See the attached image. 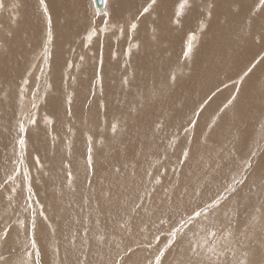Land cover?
Wrapping results in <instances>:
<instances>
[{
  "label": "bare ground",
  "instance_id": "1",
  "mask_svg": "<svg viewBox=\"0 0 264 264\" xmlns=\"http://www.w3.org/2000/svg\"><path fill=\"white\" fill-rule=\"evenodd\" d=\"M44 1L46 13L50 15L48 17L47 14H44L46 25L38 10L36 0H21L18 5L22 6L21 10L19 9L20 12L18 11L20 16L13 21L8 19L9 16L5 17V20L3 19L5 21L3 22V31L0 28V127L7 126V123H14L17 114L16 106H14V102H16L14 94L19 90L16 87L22 84L21 81L18 86L16 83L25 73L23 80L32 84L31 80L28 81L31 77L29 68L33 69L37 63L41 35L44 33L46 38V34H48L46 40L48 43L45 44L42 55L44 58L47 56L46 61L50 57L52 58L51 64L49 65L47 62L48 67H46L49 72L53 73V79H48L50 84L46 86L47 88L51 87L49 91L52 94L47 97L46 105H41L43 107L41 112L45 115L47 124L55 121L54 128H58L59 132L60 130L64 132L66 126L70 127L68 134L69 139L72 138V140L66 142V147L70 148L71 146V149L70 152L61 153L60 147L55 145L50 147L47 143L46 133L40 143V132L35 135L31 130L30 132L33 134H27L25 141L26 144L29 143L30 147L37 146L33 152L30 151L37 156L34 158L33 154L34 160L40 158L41 151L43 160H46V163H51L54 167L52 172L55 177L50 179L70 173L72 180H66V185H74L78 178L87 182L89 177L80 175L84 167L87 168V172L93 175L92 181L90 180L91 187L98 188L92 204L85 211L81 210L76 213L74 223L70 213L60 207L57 209L59 222L57 234L63 239L73 240L71 244L74 245L73 250H76L73 251L75 254L71 256L68 264H81V258H84L82 264H113L121 255L127 256L119 261V264L124 261L125 264H130L132 261L140 263L146 258L144 257L145 251L137 249L138 246H144L143 248L150 244L152 246L151 240L160 235L161 229H177V225L181 221L194 216L199 208L203 207L205 210V206L213 204V199H216L217 196L220 197L225 186L230 190L234 184L242 181L239 180L243 172L242 165L240 166L242 160L245 161L243 165L247 166L251 154L259 150L263 143L264 62L260 64L258 71H252L251 77L244 81L236 107H233L234 115L225 117V121H220L221 123H217L209 130L210 132L208 131L209 143L207 145L197 144L194 147L190 159L183 169V180L177 181L169 176L166 184L162 188H157L154 193L150 190L149 185L138 197H135L131 192L133 185L143 186L141 176L143 171L152 172L157 168L160 161L153 157L154 152L160 148L162 141L166 140L172 132L178 130L183 123L181 120L192 109L194 102L198 104L196 116L199 114L203 108L199 97L203 96L205 90L211 88L213 91H218V88L226 86V81H231L232 76L237 77L241 72H243L241 75H244L248 70L249 66L245 68V65L249 61L252 63L255 54L264 45V0H260L258 5H254L255 7H253V2L256 0H195L194 6H191L190 0H161L155 7L153 6L155 3L150 0L153 4L148 3L154 8L146 6L148 0H106L103 11L96 10L94 0H92L96 15L99 18L105 16L106 19H104L107 22H115L114 20H119L123 16H135V19H132L134 26L131 31L138 27L135 32L137 35L129 33L132 38L135 35L141 45L138 49L137 41L129 40L131 39L129 36L118 41L113 38L116 36L112 35L114 43L111 37L104 38L103 44L97 47L95 43L92 45L94 50L92 47H90L92 51L89 49L90 54L92 52L97 55V57L92 55V59H96L97 63L83 68L68 83L67 80L65 81L67 68L62 65V61L66 59L65 55L68 52L73 55L72 52L78 44L74 39L79 40L80 37V41H82L81 37L84 36L87 46L92 43L91 40L98 32L95 27H92L90 32L82 35V31L90 24L87 0ZM188 8L189 13L187 12L184 19H176L183 16ZM152 9L155 10V16L150 14ZM205 9L207 14L204 12ZM137 19L140 21L138 22ZM196 22H198L197 31L200 36L197 34L189 36L192 33L189 30L185 35L187 47L190 49L189 55L195 53L193 60L191 63L179 64V60L176 58L180 56L178 55L179 42L184 31L179 34L173 30V26L183 24V29L192 28ZM0 24H2L1 21ZM131 26L129 25V27ZM100 31L102 30L100 29ZM106 31L109 30L106 29ZM118 34V36L122 35V28L118 30ZM55 35L58 36V41L55 42L58 46L53 43L49 46V40L51 39L50 42H53L52 40L55 38H52ZM255 36H259L260 40L254 42ZM130 41L131 43H129ZM53 45L57 48L56 53L53 49L54 55L51 51L46 55L45 49L49 47L52 50ZM65 46L69 48L67 53H64ZM129 46L130 48H128ZM132 47L137 48L138 50L134 49V51L139 52L138 55L135 52L134 58ZM95 50L98 51L97 54ZM120 53L124 55L123 60H128L129 64H126L125 61L121 62L120 58L117 59ZM81 54L84 56L83 53ZM190 56L189 58L193 55ZM53 62H55V66ZM166 63L171 67H165ZM176 65L177 72L182 71L181 74L184 76L187 75L186 71H191L188 74V82L183 86L191 95L183 109L181 96H177L172 91L169 97L165 96L171 89L167 80V71H174ZM81 67L83 66L81 65ZM182 67L187 70H183ZM128 76L129 79L126 80ZM28 84L21 86L26 89ZM44 84L47 82L45 81ZM215 86L219 87L214 89ZM23 92H19L21 93L20 98L22 96V100L19 99V102L23 101ZM227 92L228 90H226ZM28 93L30 94V92ZM158 95H161L162 99ZM164 98L166 99L164 100ZM210 106L211 103L207 107ZM36 107L35 109L38 108ZM23 115L26 117L25 114ZM32 115L34 116L33 112ZM199 120L200 123L205 124V119ZM31 121L33 122V119ZM126 122L129 127H127V131H124V127L121 128V126L122 124L126 126ZM37 126L38 128H34L40 131V124L38 123ZM84 128L87 135L91 133L89 135V138L92 137V141L89 139L90 144L85 141L86 139L84 140ZM214 128L216 129L212 130ZM55 137L53 135V140L50 141L55 143ZM3 145H5V138L1 134L0 147L2 148ZM89 146L92 155L88 162L86 149ZM249 150L252 151L249 153ZM0 151L2 153L4 148ZM49 151L59 157L49 158V155H53L49 154ZM62 155L66 157V167L69 166L66 172L59 169L63 165ZM259 155V161L247 178L248 183L246 182L239 194V204H235L229 214H226L222 209L221 212H216L215 216L207 215L212 231L216 229V225L217 229L214 232L229 234L228 236L235 232L243 234V238L240 236L243 239L240 243L228 244L230 247L227 251H230L229 254L233 257L228 262L229 264H262L264 262V258L260 257V252L258 253L260 246L264 243V237L260 234L252 239L253 243L250 242L252 253H248L247 249L238 251L240 246L247 244L246 240H251L250 236L253 238L255 233L258 234L257 230L264 232V216L255 211V208L264 205V148ZM38 162L40 164V159ZM7 163L6 159L2 160L0 174ZM240 168L242 170L238 172ZM60 170L63 174L60 173ZM250 193L254 201L250 200ZM150 194L154 195V199L151 201ZM221 195L223 196V194ZM219 199L221 200V197ZM202 217L201 219H206V217ZM55 218L56 216H54ZM214 219H216L215 225L213 224ZM203 223L200 220L194 228L187 230L185 235L183 233L176 250L174 249L165 261H161L163 260L162 252L151 259L155 261L159 257V264H200V262L202 264V259H199L195 248L199 241L193 246L191 244L197 241L196 234L205 235L210 231L207 226L208 222L205 223L206 225ZM181 230L180 232H182ZM11 231L13 232V230ZM46 231L48 230L46 229ZM139 234L143 235L139 236ZM176 235L179 236V234ZM41 236L44 240L46 239V234ZM144 236L145 240H143ZM10 237L7 239L8 246L14 245L15 249H18L19 240L21 241L20 235L14 232ZM169 237L165 242L172 241L170 235ZM47 243L45 240L43 246L46 247ZM167 245L165 244L164 247ZM58 247L62 254L66 252L65 246L58 245ZM235 249H237L236 252ZM77 255L78 258L75 259ZM223 257L225 258V256ZM13 260L16 261L15 258Z\"/></svg>",
  "mask_w": 264,
  "mask_h": 264
},
{
  "label": "rangeland",
  "instance_id": "2",
  "mask_svg": "<svg viewBox=\"0 0 264 264\" xmlns=\"http://www.w3.org/2000/svg\"><path fill=\"white\" fill-rule=\"evenodd\" d=\"M155 1H156L155 5H153L154 7L157 6L161 0H159V1L155 0ZM0 2L2 3V4L0 3V5H1L0 21L2 23V24H0V28H2L1 30L3 31V28H4L3 22H5L4 21L5 17L9 16L10 18L8 17V19L10 21L17 19L20 16L19 9L21 10L22 6H20V7L18 6L19 2H21V0H17V1L16 0H0ZM148 2H150V0H148L146 2V6L147 7L152 6L151 4H153V3L150 2L151 3L150 4ZM190 2H191V6H194L195 0H190ZM258 3H260V0L254 1L253 7L258 5ZM36 4H37L38 10L42 16L43 22L46 25L45 20H44L45 19L44 14L48 15V13H46L47 10L45 7L46 6L45 1L44 0H36ZM87 7L89 10L88 15L90 18V24L86 26L84 31H82V35L83 34L86 35L88 33V31L90 32V29L92 27H95V30H97L98 33L95 35V38L91 40L92 43L90 45H87L88 47L86 46L87 40L84 39V36L81 37V38H83V40H82L83 42L80 41V37H79V40L74 39L75 43H78L77 46L75 47V50H74L75 53L72 52L73 53V55H72L71 52L70 53L68 52V54L65 55L66 59H64L62 61V65L65 68H67L66 69L67 77L65 78V81L67 80L66 81L67 83L71 79H73L75 76H77L78 73L83 68H87V67H89V65L93 66L94 63H97L95 61L96 59H94V60L92 59V55L94 57H97V55H94L92 52L90 54V50L92 51V49H93L92 45H94L95 43H96V46L98 47L100 44H103L102 42H104V38H106V37L112 38V35L113 36L115 35L116 37H113V38L117 39L118 41L122 40L125 37L127 38L128 36H129V38H131V39L128 38L129 40H133V41L135 40V42L137 41V39L135 38L136 37L135 35H137V34H135V32L138 29V27L137 28L135 27L134 28L135 30L133 29V31H131V28H133V26H134L132 24V19L133 18L135 19V16L134 17H132V15L129 17L123 16L119 20H114L116 23L112 22V21H111V23H110V21H108L109 22L108 23L107 21H105V19H106L105 16H101L99 18L96 15V13L94 12L92 0H87ZM190 10H191V7H190ZM152 11L150 12V14H152V15L154 14V16H155V10L152 9ZM187 12L189 13V8L186 10V12L184 13L183 16H179L176 19H178V20L184 19L188 14ZM204 12H206L205 14H207L206 9ZM15 16H16V18H14ZM48 17H50V15H48ZM137 21L139 22L140 19H137ZM11 23L14 24L13 22H11ZM114 23H115V26H114ZM93 24H95V25L93 26ZM197 24H198V22H196L192 28H186V29H183V24L173 26L174 27L173 30L177 31L179 34L181 33V31H184L183 32L184 34L181 37V41L179 42L180 51H179L178 55H180V56H177V58H176L179 60V64L180 63L184 64L185 62L191 63L193 60L192 58L194 57L195 53L192 54L193 56L191 55L192 57L189 55L190 49H188L189 47H187L188 44L186 43L185 35L188 33V32H186L188 30L190 32H192L189 34V36L194 35V34L199 35L198 31H197V28H198ZM106 25L107 26L111 25L112 27L111 26L110 27L109 26L104 27ZM129 25H132V26L129 27ZM195 27H196V29H194ZM49 28H50V25H49ZM109 28H111V29H109ZM112 28H115L116 30L112 29ZM121 28H122V35L118 36L119 35L118 30H121ZM100 29L102 31H100ZM106 29L109 30L110 32L106 31ZM47 30H49V29H47ZM129 32L131 34L132 33L135 34L133 38L131 37L132 35ZM101 34H103L104 36ZM44 36H45V34L43 33L41 35L42 40H40V53H38V58L36 60L37 63L33 66L34 70L33 69L30 70V68H29V71L31 72V73L29 72L31 77H30V79H28V81L31 80L32 84L30 85L26 81L23 80L24 76H25L24 75L25 73H23L22 74L23 76L20 78V80L16 84H17V86H18V83L20 85V81H21L22 86H23V84H25V85L28 84L27 88L24 89V88H22L21 85L16 87V85H15L17 90L19 88V90L17 91L19 96L16 92V88H15L16 96L14 94V97H15L14 100L16 99L15 100L16 102H14V106H16L15 109L17 111L15 121L13 120L14 123H11V124L7 123V126L3 125L2 127H0V135L2 134V137L4 135V138H5V145L2 146V148H4V151H2V153L0 151V167L2 165L3 159H6L8 162L7 166L2 168L1 174H0V237H1L0 238V264H68V261L71 259V256H74V254H75L74 252L76 250H73L74 245L71 244V242L73 240L71 241L68 238L63 239L57 234L58 233L57 228L59 227L58 226L59 222H58V218H57V215H58L57 209L60 207L62 210L66 211L67 213H70L72 215L73 223H74L76 220V218H75L76 213L81 211V210L85 211L86 208L92 204V202L95 198L94 194H97V191H98V188L96 186L91 187L90 183H92L91 181H92L93 175H92V173L90 174L89 172H87V168H84V167H83L82 173L80 175H82V176L85 175L86 178L88 176L89 182L88 181L86 182V181L78 178V180L76 181V183L74 185L70 184L68 186V185H66V180L67 181L72 180V178L70 179V177H72V174H70V173H68V174H70L71 176L64 173L63 176H58L56 179H50V178L55 177L53 175V172H52V171H54L53 170L54 167H52V164L49 162L46 163V160H43L44 157L42 156L41 151H40V158L34 160L36 155H35V153H30V151L33 152V150L37 146L36 145L33 147L31 146L32 147L31 148L29 143L26 144L25 140H26L27 134H30L34 131L33 133L35 135L39 134V132H40V143H42L41 138H43V136L46 133L47 143L50 145V147H53L51 145H55L56 147H60L61 153L62 152L67 153L68 151L70 152V149H71V146H70V148L66 147L67 146L66 142H69L68 140H72V138L69 139V134H68V133H70L68 131L70 127L69 126L65 127L66 133H65V130H64V132H63V130H60V132H59L58 128H56V129L54 128L55 126L53 125V123H55V121L53 120L51 123L47 124V121L45 120L46 117H45V115H43V112H41V110H42L41 108H43V107H41V105L45 106L46 102L48 100L47 97H50L52 94L49 91L51 89V87L47 88L46 86L48 84H50V80L53 79V77H52L53 73L49 72V70H47V68H46V67H48L47 62L50 65L52 62V58L50 57L46 61L45 58H47V56L44 58L42 55L43 54V48H44L45 44L48 43V41L46 42L48 34H46V38ZM101 38H102V41H101ZM113 38H112V42L114 43ZM52 39H54V40H52L53 42H50L51 39L49 40V46L51 45V43L58 46V44L55 43L58 41V36L55 35V36H53ZM76 39H78V37H76ZM199 39H201V37H199ZM253 39H254V42H257L260 40L259 36L258 37L255 36ZM44 40H45V43H44ZM76 41H79V42H76ZM129 43H131V41ZM136 43H137V48L139 49L141 43L139 40ZM189 44L193 45V43H191V42H189ZM55 45L52 46V50H50L51 48L47 47L45 49V54L48 55L50 53V51H51V53H53L54 52L53 49H55V53H56L57 48ZM90 47H92V49ZM185 47L187 48V50ZM65 48H66V51L64 49V51H65L64 53H67V51H69L68 50L69 48L67 46H65ZM86 48H87V50H86ZM128 48H130V46ZM137 48L132 47L133 58H134V56L138 55V53H139L137 51H134V49H137ZM97 52L98 51H96V54H97ZM135 52H137V54ZM55 53H53L52 55H54ZM81 53H83L86 58ZM187 54L191 58H189V56ZM118 58H120L121 62L125 61L126 64H129L128 60H123L124 55H122L121 53L119 54V57H117V59ZM238 58H240V57L238 56ZM262 62H264V45L259 50V52L257 54H255V56L252 59V63H251V61H249L245 65V68H247L248 66L249 67H248V70L245 72L244 75H241V73H243V72L240 71L241 73L239 74L240 76L239 75L237 76L238 78L232 76L231 81H226L225 82L226 86L218 88V91H213L211 88H207L205 90V93L203 94V96L199 97L200 101L202 102V106H203V108L200 110L199 114L196 116L198 104H197V102H194L192 109L181 120L183 123L180 125L178 130L172 132L166 140L162 141L160 144L161 145L160 148H158L154 152L153 157L160 161L157 168L152 172H146V171L142 172L141 176L143 179V186L138 187L136 185H133L131 187V192L135 197H138L139 195H141L144 191V188L148 185L150 186V190L152 191V193H154L157 188H162L166 184L167 178L169 176L173 177V179H175L177 181L184 179L183 178V169H184L186 163L188 162V160L190 159V156L192 154L194 147L197 144L207 145L209 143V136H208V133L210 132L209 130L211 128L215 127L217 123L218 124L221 123L220 121H222V120L225 121V117H232L234 115L233 107L234 106L236 107V102L238 101V99L240 97V94H241L240 92L243 88L242 85H243L244 81L248 77H251L250 74L252 71H255V72L258 71L259 66ZM69 63L71 64V66ZM80 64L83 67H81ZM100 64H101V62L99 63V65ZM53 65L54 66L56 65L55 62H53ZM84 65H86V66H84ZM165 67L170 68L171 66L168 63H166ZM174 68L175 69L172 72L167 71V80L171 86V89L168 90V93H166L165 96H166V98L169 97V94L171 91L174 94H176L177 96H181L182 97L181 105H182V109H183L184 105L189 100L190 95H191V93L186 91L185 88L183 87L184 84L188 82V74H190L191 71H186L187 69L185 67H182V69L185 70L187 73V75L184 76L183 74H181L182 71L177 72V70H178L177 65ZM239 77H241V78L239 79ZM181 78H183L181 81H177ZM48 79H50V80H48ZM127 79H129V76L126 78V80ZM45 81L47 82V84H44ZM23 82H25V83H23ZM219 86H221V85H219ZM219 86H217V87H219ZM217 87L215 86L214 89H216ZM224 88H227V89L224 90ZM20 89H21V91H20ZM27 89H29V90H27ZM22 90L25 92H23ZM226 90H228L227 93H226ZM27 91L30 92V94ZM19 92L24 93L23 101L24 100L25 101H24V103H23V101H21L23 104L21 102H19L20 101L19 99L22 100V96L20 98L21 93H19ZM39 92H40V95H38ZM27 93L29 94V96L27 95ZM69 95H71V94H69ZM39 96H40V98H39ZM158 96L160 98L162 97L161 95H158ZM166 98H164V100ZM37 101L39 102V104ZM210 103H211V106L207 107L208 104H210ZM35 107L37 109H35ZM39 108H40V115L42 116V117L40 116L41 118L39 117ZM32 112H33L34 116L32 115ZM23 114H25L26 117H24ZM67 114H69V112H67ZM32 119H33V122L31 121ZM199 119H205V124L200 123ZM18 123H19V125H18ZM38 123L40 124V131H39V129H35V128H38V126H37ZM45 125H46V127H45ZM127 125H128V122H126V126L124 124H122L121 128L124 127L123 130L127 131V127H129ZM53 128L56 131H54ZM216 128H214L212 130H215ZM7 129H8V131H7ZM30 130L32 132H30ZM37 131H38V133H37ZM52 131L56 132L57 134L52 132ZM9 133H12V134H9ZM205 133H206V135H205ZM84 134H85L84 140L86 139L85 141H87V143L90 144L89 139H91V141H92V137L89 138L90 137L89 135H91V133L89 135H87V131L84 128ZM53 135H54V137L57 136V137H55V143H59L58 145H56L53 141H50L52 139ZM49 137H51V138H49ZM197 138H200V139H197ZM21 140H23V143H22L23 145L20 143ZM58 140H60V141L57 142ZM61 140H63L62 143H61ZM6 142H7V144H6ZM11 142H12V144H11ZM262 142L263 143L260 146V149L255 151L253 154H251L250 158L248 159L247 163L249 164V166H248V164H247V166L243 165V164H245V161L242 160V163L240 164V166L242 165L241 167L243 168V172H242L241 178L239 179L242 181L238 182L237 184H234V186L231 187L230 190L226 188L227 186H225L224 190L220 193L221 200L219 199L220 197L218 198V196H217V198H216L217 200L214 198L215 200L213 199V201H212L213 204L210 203L209 206H205V208H206L205 210L203 207L199 208L197 212H199L200 215L199 216H196V215L190 216L189 219L183 220L184 222H186L184 224V227L179 226L180 225V223H179L177 225V227H178L177 228V232H178L177 234H179V236L176 235L177 237H176L175 242H172L173 240L171 242H170V240L165 242L167 239L170 238L169 237V230L170 229L164 228V229L160 230V235L158 237L155 236L154 239L151 240L152 246H151V244L145 248H143L144 246H142V247L138 246L137 249L142 250V252L145 251L144 257L146 258V260L142 261L140 263L136 262V261H132V263L130 262V264H156L159 260V257H157L158 259H156L155 261H154V259H151V258H153L154 256H156L159 253L161 254V252L163 254L162 255L163 260H161V261L162 262L165 261L173 253L174 249L178 245V242L181 241L182 234L184 233V235H185L187 233V230H189L190 228H194V226L196 224H198L200 220L202 221V223L205 222L207 224V222H208L207 226H208L210 231H208L209 233L206 232L207 234H205V235L196 234L195 237H196L197 241H194L193 244H191V246H193L196 242L199 241L195 248L197 250L196 253L199 256V259H202V262H203L202 264H209V262H210V264H215V263L221 264V262H222V264H227L228 262H230L233 257L231 254H229L230 251H227V250L229 249L231 244L240 243L243 240L242 239L243 234H238V232H235L233 235H230L231 236L230 237V236H228L229 234L224 235L220 232H214L217 229V227L215 225L216 219H214L215 220L214 223L212 222L215 225L216 229L212 231L211 225L209 223L210 220L207 218V215L210 214V215L215 216L218 212H221L222 209L225 210L226 214H229L230 211L232 210L233 206L235 204H239V202H238L239 194H240L241 190L244 188V186L247 182L248 176L253 171L255 165L257 164V162L260 159L259 154L261 153V150L263 151V148H264V138H263ZM61 144H63V145L61 146ZM90 146L88 147V149H86L87 153H88L86 160L88 162L90 161V157H91L90 155H92V153H90L91 152ZM22 147H24V148H22ZM2 148L0 147V150ZM251 151L252 150H249V153ZM48 153L51 154L52 152L50 153V151H49ZM33 154H34V158H33ZM36 154H38V153H36ZM52 154H51L52 156L49 155V158H52L54 156L59 157L55 153H52ZM185 154H187V155H185ZM31 155H32V157H31ZM38 157H39V155H38ZM63 157H64V155L61 156V158L63 160L62 161L63 165H61L60 166L61 168L59 167V169H62L63 171L66 172V171H68L69 166L66 167V165H67V163H65L66 157H64V159H63ZM39 159H40V164L38 162ZM18 163L20 166L18 165ZM48 166H49V168H48ZM62 170H60L61 174H63ZM241 170L242 169L240 168L238 170V172H240ZM45 174H46V176H45ZM41 176H42V178H40ZM225 189H227V190H225ZM223 192L227 193V194H224ZM221 194H223V196ZM224 196H225V198H224ZM149 199H150V201L153 200L154 195L150 194ZM250 200L254 201L251 193H250ZM253 204L255 205V203H253ZM8 205H10L12 207V209ZM255 211L257 214H262L264 216V205L259 206L258 208H255ZM50 215H52V216H50ZM54 216H56L55 219H54ZM202 216H204V217H202ZM51 217H52V219H51ZM201 217L202 218L206 217V219H201ZM53 220H55L56 223H58V224H56L55 221H53ZM230 222H231V220H230ZM73 223H72V225H73ZM205 223H203V224H205ZM11 225H12V227H10ZM64 227H66V226L64 225ZM6 228H8V229H6ZM121 228H124V227L121 226ZM182 228H183V230H181ZM46 229L48 231H46ZM11 230H13V232ZM51 230H52V232H51ZM180 230L182 232H180ZM257 231H258L257 232L258 234L255 233V235H253V238H252V236L249 237V239H251V240L248 239L249 241H247L246 240L247 238L245 237V240H246L245 242L247 244L245 246H243V245L240 246L238 248V251L239 250L243 251L244 249H247L248 253H252L250 251V249H251L250 244L253 243L252 239L259 236V234H260V236L264 237L263 231H261L262 233L259 232V230H257ZM14 232H16L17 234L20 235L21 241H22L21 242L19 240V247H17L18 249H15L14 245L8 246V244H7V242H8L7 239L11 238L10 236ZM6 234H8V235H6ZM44 234H46L45 240L48 242L46 247L43 246V243L45 242V240L41 236ZM142 235L143 234H141V235L139 234V236H142ZM203 236H206V237L203 238ZM145 239H146V237L144 236L143 240H145ZM202 242L206 243V244H203ZM168 243H170L171 245ZM165 244L166 245L168 244V245L166 247H164ZM228 244H230V245H228ZM58 245L59 246L63 245V247L65 246L66 252H64L62 254L59 251ZM216 247H217V249L215 250ZM260 247L261 248H259L260 251H258V253L260 252L259 253V254H261L260 257L264 258V255H263L264 254V243H262V245ZM45 248H46V250H45ZM236 251H237V249H235V252ZM45 252H47L48 254ZM208 255H211V256H208ZM80 256H83V254H80ZM121 256H119L113 262V264L114 263L119 264V261H122L123 259H125V257L127 255H121ZM212 256L214 257V259ZM223 256H225V258ZM230 256H231V258H230ZM13 258H15L16 261L13 260ZM77 258H78V255L75 257V259H77ZM227 258L229 260H226ZM80 260H82V262H81V264H82L84 262L83 261L84 258H81ZM153 262H155V263H153ZM122 264H125V261ZM200 264H201V262H200ZM262 264H264V262Z\"/></svg>",
  "mask_w": 264,
  "mask_h": 264
},
{
  "label": "snow or ice",
  "instance_id": "3",
  "mask_svg": "<svg viewBox=\"0 0 264 264\" xmlns=\"http://www.w3.org/2000/svg\"><path fill=\"white\" fill-rule=\"evenodd\" d=\"M153 3H155V0H153ZM145 11H147V9H145ZM20 143L22 144V143H23V140H21ZM185 155H187V154H185ZM233 191H234V190H233ZM195 215H196V216H199L200 213L197 212V213H195ZM185 223H186V222L181 221V222H180V226L183 227ZM176 234H177V229L169 230V235L171 236L173 242H175V240H176ZM158 264H159V261H158Z\"/></svg>",
  "mask_w": 264,
  "mask_h": 264
},
{
  "label": "water",
  "instance_id": "4",
  "mask_svg": "<svg viewBox=\"0 0 264 264\" xmlns=\"http://www.w3.org/2000/svg\"><path fill=\"white\" fill-rule=\"evenodd\" d=\"M106 0H94V6L96 10L103 11L105 7Z\"/></svg>",
  "mask_w": 264,
  "mask_h": 264
}]
</instances>
